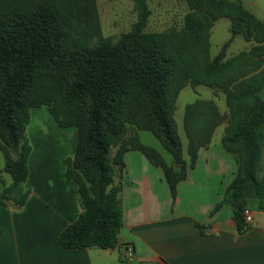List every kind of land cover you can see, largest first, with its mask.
I'll return each instance as SVG.
<instances>
[{
  "label": "trees",
  "instance_id": "trees-1",
  "mask_svg": "<svg viewBox=\"0 0 264 264\" xmlns=\"http://www.w3.org/2000/svg\"><path fill=\"white\" fill-rule=\"evenodd\" d=\"M184 1L191 11L180 30L146 31L150 9L146 0H135L137 14L130 30L116 42L101 39L90 45L96 29L93 0H0V151L2 170L12 179L4 186L0 175V202L24 203L22 184L31 150L26 125L32 108L45 107L59 127L76 129L74 153L64 162L66 177L77 184L82 212L58 235L65 249L116 245L122 224L116 178L124 166L123 153L130 148L162 167L175 197L186 163L174 113L186 84L221 90L228 108L226 116L213 100L196 99L183 114L190 167L225 121L219 147L234 158L236 173L214 210L231 205L238 229L245 226L247 198H257L264 210V177L257 176L264 149V98L258 95L264 83L263 73L258 74L264 20L239 0ZM82 8L88 14L87 28L72 41L69 31ZM222 17L230 21L231 37L210 57L209 30ZM238 35L252 43L250 51L224 59ZM185 49L198 59L195 74L181 64L188 55ZM229 70L228 84L224 77ZM127 124L151 132L173 163L166 164L136 135L125 138Z\"/></svg>",
  "mask_w": 264,
  "mask_h": 264
},
{
  "label": "crops",
  "instance_id": "crops-1",
  "mask_svg": "<svg viewBox=\"0 0 264 264\" xmlns=\"http://www.w3.org/2000/svg\"><path fill=\"white\" fill-rule=\"evenodd\" d=\"M237 37L230 45L241 40ZM241 42L240 50L250 48V42ZM210 89L214 96L224 95ZM211 100L221 114L227 112L226 103L219 107ZM177 108L176 100L175 113ZM183 114H179L182 127ZM224 126L225 121L214 129L210 143L198 150L192 167L184 127L178 133L186 164L174 198L162 167L139 150H126L116 178L122 209L116 245L65 249L59 245L58 235L82 212L77 184L66 177L64 162L74 153L76 129L59 127L45 107L32 108L25 135L31 150L28 176L22 184L24 203L10 200L18 205L15 207L0 202V264H264V210L258 199L245 200L244 209L252 211L253 217L242 229L237 227L231 205L214 210L236 173L234 158L219 147ZM142 131H136L138 140L172 164L171 154L160 141L156 137L143 140ZM2 169L0 175L8 186L12 179H5ZM2 188L0 184V192ZM125 243L134 247L131 262L121 259Z\"/></svg>",
  "mask_w": 264,
  "mask_h": 264
},
{
  "label": "rangeland",
  "instance_id": "rangeland-1",
  "mask_svg": "<svg viewBox=\"0 0 264 264\" xmlns=\"http://www.w3.org/2000/svg\"><path fill=\"white\" fill-rule=\"evenodd\" d=\"M95 5V13H96V29L92 31V36L90 37L88 43L90 45L96 44L101 39H108L111 42H116L119 37L130 30L132 24L136 20V9H135V0H93ZM242 5L251 12L256 18L260 20H264V0H240ZM148 8L150 9V14L147 18V23L145 26L146 31L152 32H161V31H177L180 30L185 21V16L187 13L191 11L190 7L186 4L184 0H146ZM88 14L82 8V13L77 18L73 19L72 29L69 31L70 39L76 40L80 36L83 35L84 30L87 28L88 24ZM230 21L226 17H222L216 20L212 27L209 30V55L210 57H214L220 50L221 46L230 39ZM237 39L230 46H228L225 50L224 59L230 57L231 52L233 53L231 56H234L242 51H250L252 43L250 44V48L248 50H240L241 41L243 38L238 35ZM258 47V46H255ZM261 47H264L262 44ZM184 50V52H188V55H183L184 58L181 60V64L187 68L191 69V71L196 73L198 70V59L194 58L192 55V50L189 49ZM261 52V51H260ZM262 53V52H261ZM260 72L263 73L261 76L264 77V55L262 54ZM230 59V58H228ZM246 68L252 69L251 65H247ZM230 70L227 72V75L224 79L229 78ZM257 75V74H256ZM189 83V81H188ZM230 83L229 80L227 82ZM222 95V96H221ZM258 95L261 98H264V83ZM213 98L219 107H223L225 105V97L222 93L218 96H214L212 94V90L205 85H195L194 88L186 84L179 92V96L177 98V112L174 114L177 131L181 134L183 130L182 120L179 116L180 113L184 112V108L187 104L195 101L196 99H211ZM225 115H228V108ZM136 131L138 129L131 124H127L126 136L129 133V137H133L136 135ZM143 140L149 141V139H156L155 136L146 130L142 131ZM137 136V135H136ZM183 139V137H182ZM184 146V145H183ZM15 156V154H12ZM4 165V156L0 151V169L3 168ZM180 166V165H179ZM2 176L5 179H11L8 173L2 172ZM257 176L259 178L264 177V149L262 150L261 155V164L260 168L257 171Z\"/></svg>",
  "mask_w": 264,
  "mask_h": 264
},
{
  "label": "built area",
  "instance_id": "built-area-1",
  "mask_svg": "<svg viewBox=\"0 0 264 264\" xmlns=\"http://www.w3.org/2000/svg\"><path fill=\"white\" fill-rule=\"evenodd\" d=\"M252 211L244 209L243 219L245 223H249L252 220ZM134 258V247L131 243H125L121 247V259L127 262H131Z\"/></svg>",
  "mask_w": 264,
  "mask_h": 264
},
{
  "label": "water",
  "instance_id": "water-1",
  "mask_svg": "<svg viewBox=\"0 0 264 264\" xmlns=\"http://www.w3.org/2000/svg\"><path fill=\"white\" fill-rule=\"evenodd\" d=\"M73 165H74V168H76L75 163H73ZM179 165H180V163H176V164H175L176 167H179ZM4 202H6V203H8V204H11V205H13V206H15V207H18L17 204H15L14 202H12V201H10V200H4Z\"/></svg>",
  "mask_w": 264,
  "mask_h": 264
}]
</instances>
